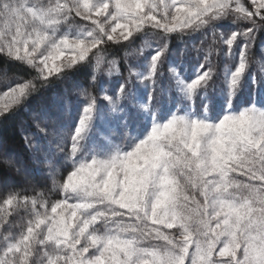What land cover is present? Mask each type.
Returning <instances> with one entry per match:
<instances>
[{"label":"snow or ice","instance_id":"obj_1","mask_svg":"<svg viewBox=\"0 0 264 264\" xmlns=\"http://www.w3.org/2000/svg\"><path fill=\"white\" fill-rule=\"evenodd\" d=\"M209 31L207 49L170 48ZM262 32L264 0H0V57L28 70L0 91L26 152L0 141V264H264Z\"/></svg>","mask_w":264,"mask_h":264},{"label":"trees","instance_id":"obj_2","mask_svg":"<svg viewBox=\"0 0 264 264\" xmlns=\"http://www.w3.org/2000/svg\"><path fill=\"white\" fill-rule=\"evenodd\" d=\"M228 30L231 29H223V31H228ZM217 31H221V30H217ZM211 43H212V33L211 31H209L203 34L195 33L190 37H185L183 42H181L179 39H173L170 41V48L172 49L173 53H177L181 48L185 47V45H187L188 47L195 46L197 48L207 49ZM261 45H264V32L259 33L257 35L255 45L250 53V62L253 71H258L260 67V65L257 63L258 61L264 63L262 59L263 58L262 50L260 49ZM137 46H138L137 44L132 45V49L137 48ZM132 49H128V51H131ZM222 51L223 50L221 49V55L219 57H217L216 55L213 56L214 63L218 68H223L224 64L226 63V61L223 59ZM124 52L125 49H121L118 47H109L107 54L110 55L111 58H115L116 60L120 61V69L123 75L126 76L127 65L123 63V59H122L124 56ZM170 59L173 62H176L178 60V57L173 55L170 57ZM195 66H196V60L194 57L186 58L185 70L188 75H191L193 73ZM5 68H7V75L9 77H13L14 75H19V76H24L26 78L28 75V70L26 69L25 66L19 65L17 63H12L6 66L3 63V58L0 57V91H4L8 83V81L5 80ZM88 71L90 72L91 69H89ZM165 73L167 74V65H165ZM88 79H90V77H88L87 75L78 76L76 78L75 83L84 84ZM65 86L66 85L63 83H56L53 84L50 88L44 89L41 94L37 95L31 100L30 109L35 110L44 104H48L53 102L54 100H57L63 95V90ZM32 114L35 113L32 112L31 114H23V119L25 121L30 122ZM22 135H23V131L20 125V118L0 123V141L7 143L11 151L14 154L18 155L21 159H23L26 156ZM34 183L37 185V187L43 186V182L40 180L39 177H37L34 180ZM48 186L51 187L50 184ZM19 187H24V185L20 184ZM2 194H3V189L0 188V195ZM28 194L31 195L32 193L29 192ZM51 198L58 199L59 195L53 194ZM2 232L3 229H0V233Z\"/></svg>","mask_w":264,"mask_h":264},{"label":"rangeland","instance_id":"obj_3","mask_svg":"<svg viewBox=\"0 0 264 264\" xmlns=\"http://www.w3.org/2000/svg\"><path fill=\"white\" fill-rule=\"evenodd\" d=\"M76 20L79 21V18H76ZM83 23H90V22H83ZM155 41H156V37H154V36L151 35V34H149V35H147V36L141 35V36L136 40V42H135L133 45L137 44V45H138L137 48H138V47H141V46H144L145 48H147V46H148L149 44H153ZM260 49L262 50L261 47H260ZM71 55H72V53H71L70 51H66V53H65V57L62 58V60L65 59V58H67V57H70ZM107 55H108V54H107ZM262 56H263L262 59H263V62H264V50H262ZM108 58H109V59H112V58L110 57V55H108ZM61 62H62V61H58L57 63L59 64V63H61ZM120 70H121V69H120ZM194 70H195V69H194ZM194 70H193V71H194ZM121 72H122V71H121ZM103 79H104V81H105L106 84H109V85L115 87L116 82L120 79V77L117 76V75H115V74H113L111 77L105 75V76L103 77Z\"/></svg>","mask_w":264,"mask_h":264}]
</instances>
